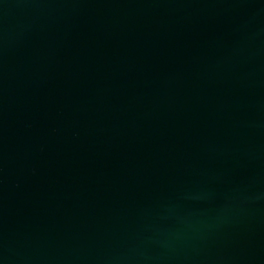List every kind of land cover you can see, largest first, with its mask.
I'll return each mask as SVG.
<instances>
[{
  "label": "water",
  "instance_id": "water-1",
  "mask_svg": "<svg viewBox=\"0 0 264 264\" xmlns=\"http://www.w3.org/2000/svg\"><path fill=\"white\" fill-rule=\"evenodd\" d=\"M0 264H264V0H0Z\"/></svg>",
  "mask_w": 264,
  "mask_h": 264
}]
</instances>
